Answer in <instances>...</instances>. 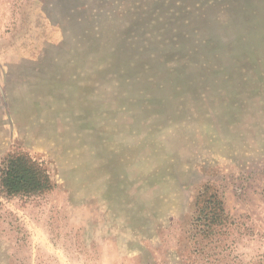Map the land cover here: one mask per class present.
<instances>
[{"label": "rangeland", "instance_id": "1", "mask_svg": "<svg viewBox=\"0 0 264 264\" xmlns=\"http://www.w3.org/2000/svg\"><path fill=\"white\" fill-rule=\"evenodd\" d=\"M16 154L53 188L0 195V264H264V0H0Z\"/></svg>", "mask_w": 264, "mask_h": 264}, {"label": "trees", "instance_id": "2", "mask_svg": "<svg viewBox=\"0 0 264 264\" xmlns=\"http://www.w3.org/2000/svg\"><path fill=\"white\" fill-rule=\"evenodd\" d=\"M53 188V182L41 163L27 155L6 156L0 163V195L36 196ZM195 225L204 237L220 235L231 225L219 196L199 193L195 200Z\"/></svg>", "mask_w": 264, "mask_h": 264}]
</instances>
